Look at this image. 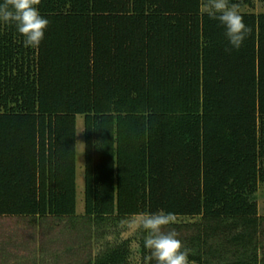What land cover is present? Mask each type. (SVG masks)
Here are the masks:
<instances>
[{
	"label": "trees",
	"instance_id": "16d2710c",
	"mask_svg": "<svg viewBox=\"0 0 264 264\" xmlns=\"http://www.w3.org/2000/svg\"><path fill=\"white\" fill-rule=\"evenodd\" d=\"M202 3L41 0L35 48L0 22V217L101 231L163 210L199 220L180 239L189 263L264 264V12L229 0L251 29L234 49ZM127 258L126 243L105 242L84 264Z\"/></svg>",
	"mask_w": 264,
	"mask_h": 264
},
{
	"label": "rangeland",
	"instance_id": "374dc122",
	"mask_svg": "<svg viewBox=\"0 0 264 264\" xmlns=\"http://www.w3.org/2000/svg\"><path fill=\"white\" fill-rule=\"evenodd\" d=\"M254 13L264 12V5L254 0V9H244ZM82 117L76 118V214L83 212V139ZM257 215L264 219V183L259 184L256 194ZM140 216L119 220L115 228L108 230L88 229L84 223L68 224L66 220L48 218L37 221L35 218L5 216L0 217V264H84L89 257L100 253L106 243H126L127 264H144L141 241L143 229L124 221H138ZM171 226L178 232V238H187L192 232L189 227L198 222L197 218L176 217ZM189 225V226H188ZM259 227V226H258ZM95 233L102 234L92 236ZM258 243H264V229L261 225ZM94 234V233H93ZM194 264V263H189Z\"/></svg>",
	"mask_w": 264,
	"mask_h": 264
},
{
	"label": "clouds",
	"instance_id": "9594fccd",
	"mask_svg": "<svg viewBox=\"0 0 264 264\" xmlns=\"http://www.w3.org/2000/svg\"><path fill=\"white\" fill-rule=\"evenodd\" d=\"M41 0H3L0 3V22L14 25L24 38L25 47H38L44 38L49 21L41 16L38 6ZM202 12L210 19L218 20L226 29V36L232 48L239 49L251 33L236 4L229 0H203ZM230 50V49H228ZM172 212L141 214L138 221H124L143 229L144 248L148 255L144 264H189L188 250L178 238V232L171 228L176 223Z\"/></svg>",
	"mask_w": 264,
	"mask_h": 264
}]
</instances>
